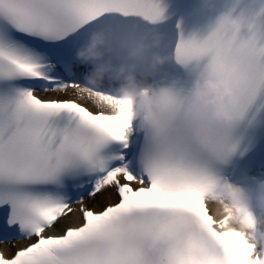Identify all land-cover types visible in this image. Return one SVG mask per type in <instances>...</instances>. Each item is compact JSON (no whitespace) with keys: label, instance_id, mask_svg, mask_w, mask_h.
<instances>
[{"label":"snow or ice","instance_id":"6c2138e0","mask_svg":"<svg viewBox=\"0 0 264 264\" xmlns=\"http://www.w3.org/2000/svg\"><path fill=\"white\" fill-rule=\"evenodd\" d=\"M246 13L237 40L181 37L173 53L225 69L238 124L264 94V60L238 54L264 42V5ZM116 16L154 25L164 9L157 0H0V264H264V250L225 231L203 200L220 182L214 165L237 149L234 128L198 117L182 96L171 113L136 120L93 102L115 101L112 87L88 86L74 52Z\"/></svg>","mask_w":264,"mask_h":264},{"label":"clouds","instance_id":"9594fccd","mask_svg":"<svg viewBox=\"0 0 264 264\" xmlns=\"http://www.w3.org/2000/svg\"><path fill=\"white\" fill-rule=\"evenodd\" d=\"M200 12L213 13L209 33L228 37L235 41L249 29L246 11L235 12V5L225 3L217 8L215 0H201ZM163 37L155 31L135 37H120L110 28L89 32L76 47L75 60L88 66L86 83L92 88H101L106 83L112 86L115 101L93 98L101 108H120L139 119L149 111L162 114L172 112L177 97H183L190 110L204 116L226 129L239 124L233 109L238 104L233 81L225 69L215 61L201 64L198 61L178 63L174 54L163 55ZM238 54L256 61L264 60V42H245ZM175 59L191 77V85L184 92L173 86H159L149 81L158 70ZM252 188H243L238 183L219 182L208 187L203 200L213 218L219 223L227 221L225 231L244 234L255 247L264 250V176L251 178Z\"/></svg>","mask_w":264,"mask_h":264},{"label":"bare ground","instance_id":"6f19581e","mask_svg":"<svg viewBox=\"0 0 264 264\" xmlns=\"http://www.w3.org/2000/svg\"><path fill=\"white\" fill-rule=\"evenodd\" d=\"M77 220H78V215L74 214V215L71 217L70 221H68L69 226H73V223H74L75 221H77Z\"/></svg>","mask_w":264,"mask_h":264}]
</instances>
